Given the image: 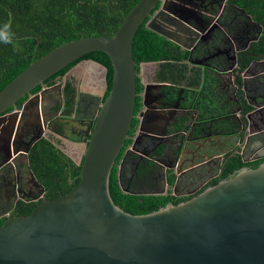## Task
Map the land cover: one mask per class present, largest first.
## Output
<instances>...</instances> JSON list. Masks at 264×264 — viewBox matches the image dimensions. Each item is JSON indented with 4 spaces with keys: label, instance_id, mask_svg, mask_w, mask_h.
<instances>
[{
    "label": "water",
    "instance_id": "obj_1",
    "mask_svg": "<svg viewBox=\"0 0 264 264\" xmlns=\"http://www.w3.org/2000/svg\"><path fill=\"white\" fill-rule=\"evenodd\" d=\"M205 2L139 0L123 15L122 23L111 37H82L66 42L33 60L0 91V137L4 139L5 133L6 150L9 152L12 148L11 157L24 158L29 177L28 187L18 189V197L25 203L39 202L29 215L10 218L0 224V264H264V163L254 169L242 168L234 176L219 181L187 201L167 204L148 214L124 212L113 203L109 193L111 170L128 139L134 118L137 79L142 65L148 63L136 68L132 53L135 33L145 23L147 29L183 50H201L204 47L199 43L201 37L215 30L211 23L212 15L198 6V3L203 5ZM235 8L253 21L243 9ZM260 35L261 31L255 39ZM212 43L223 47L224 36L216 32ZM95 51L104 53L111 63V87L104 100L76 88L73 117L82 127L77 142L81 140L84 144L80 160L76 162L69 151L54 144L81 166L76 177L78 183L66 195L48 200L44 187L28 166V152L38 140L48 138L47 129L63 135V132L51 130L49 126L59 118L64 85L58 81L52 86L44 87V84L62 69ZM218 56L224 59L223 68L203 64L201 60L195 64L212 69L223 82L226 78L234 89V95L248 90L247 81L253 77L251 66L264 63V54H247L244 57L254 60L244 67V60L238 65L235 56H229L227 50L220 49L209 58ZM83 61L102 68L106 93L108 70L94 60H81L66 74ZM193 63L190 58L189 64ZM256 76L260 82L264 81V72ZM164 85L146 84L144 91L159 90ZM38 86L41 90L33 94ZM263 86L255 88L261 101ZM54 91L61 107L57 114L48 118L46 98ZM25 97L27 100L20 110H13ZM146 99L145 94L141 95L144 112L138 118L131 150L136 151L144 138L165 139L176 117L171 110L159 116V109ZM261 107H264V102L257 104L255 109L258 111ZM31 109L35 114L27 124L24 122L25 114ZM81 112H92V115L79 117ZM254 112L246 116L247 138L264 135V127L252 128ZM20 121L24 126L35 127L37 133L23 149H14L10 146V138L14 126ZM67 121L72 120L69 118ZM155 125L159 126L158 131ZM188 139L180 147V155L188 147ZM70 140L75 142V139ZM162 144L169 147L165 142ZM11 157H7L6 162ZM120 172L119 183L123 191L136 195H163L132 192L123 186ZM69 182L73 180L69 178Z\"/></svg>",
    "mask_w": 264,
    "mask_h": 264
},
{
    "label": "trees",
    "instance_id": "obj_2",
    "mask_svg": "<svg viewBox=\"0 0 264 264\" xmlns=\"http://www.w3.org/2000/svg\"><path fill=\"white\" fill-rule=\"evenodd\" d=\"M138 1L0 0V24L10 20L14 41L18 45V47H14L11 44L0 43V91L33 60L40 59L66 42L82 37H111L122 23L123 15L127 14ZM227 1L228 4L245 10L255 22L263 26V33L258 42L253 43L248 52L257 55L264 54V0ZM132 53L137 69L145 62L160 63L156 72V79L158 82L168 84L163 90L169 92V96L171 95L172 98L179 99V92L184 91L185 97L198 99L197 108L201 111L202 116L207 114L217 115L223 109L225 111L226 105L223 106L224 95L219 90V79L216 73L212 69H208V73L205 74L201 70L203 68H189V60L193 52L183 50L174 42L147 29L145 23H143L134 35ZM86 59L98 62L108 70V89L103 96L102 100H104L111 87L112 67L108 57L102 52L95 51L85 55L50 77L45 85H54L77 62ZM253 59L252 57L246 58L244 67H247ZM224 64L223 59L211 62V65L218 68H223ZM180 86H183V89H179ZM142 88L139 79H137L134 118L128 133V139L116 159L109 178V193L113 203L131 215L148 214L165 207L168 203L177 205L189 199L188 197L178 199L160 195H136L123 191L120 186L118 177L120 161L124 156V150L130 147L132 137L138 126L136 116L141 109L139 93ZM186 89H190L192 92L186 93L188 91ZM40 90L41 86H38L32 93L35 94ZM75 96L74 86L66 82L62 89V117L67 118L73 114ZM25 100L26 97L17 103L18 108L22 106ZM207 101L213 103V106L209 109L211 113H207L209 112ZM250 110L251 107L245 106L241 112V126L232 119H225L217 121L214 124V130L221 135H239L238 140L242 143L248 125L246 115ZM240 153L239 145L225 153L219 176L213 180L212 186L221 180L229 179L242 168L254 169L264 163V156L253 161H245ZM133 157L132 155L131 158ZM28 166L37 181L44 187L45 196L48 200L66 195L78 183L76 177L79 175L81 168L56 148L50 137L41 138L33 144L28 152ZM152 168L153 165L146 162L142 164V167L140 166L138 174L144 175L150 172ZM69 178L73 180L72 183L69 182ZM173 180L172 177L170 184L173 183ZM38 204L39 202L19 203L14 217L29 215Z\"/></svg>",
    "mask_w": 264,
    "mask_h": 264
},
{
    "label": "flooded vegetation",
    "instance_id": "obj_3",
    "mask_svg": "<svg viewBox=\"0 0 264 264\" xmlns=\"http://www.w3.org/2000/svg\"><path fill=\"white\" fill-rule=\"evenodd\" d=\"M205 1L206 2L203 5L198 3V6L200 10H204L212 15L211 23L215 26V30L210 34H206L201 37L199 43L204 45V47L201 50L193 51L191 60L194 63L190 64L189 68H202L201 66L195 64L199 60H201L203 64L209 65L212 61L223 59L221 56L213 59L209 58L212 55H215L218 52V49L227 50L229 56H235L239 65L240 61L248 58V56L244 57L245 55L254 54L252 52H248V50L253 43L258 42L259 38L255 39V37L259 35L260 31L262 35L263 26L255 22L253 18L246 13L252 18L253 21H251L240 10L235 8L234 5L228 4L227 0ZM216 32H220L224 36L223 47L216 46L212 43L213 34ZM247 44L248 47L246 48ZM240 54L242 55L240 56ZM237 67L235 72L238 71ZM208 69L209 68L205 67L201 70L207 74ZM260 72H264V67L261 66L260 68H254L253 66L250 68V73H253V77L250 78L251 80L249 79L247 81V93L244 94V91H239L234 95V92L231 90H229V92L225 91L223 100V106L226 105L225 111L223 109L219 111L217 115L207 114L205 116H202L201 111L197 108L198 99L195 100L188 98L187 96L185 97L184 91L179 92V99H174L171 95L169 96V92L163 90L166 86H168V84L158 82L156 74L151 80L143 79V77L140 76L138 79L143 87L142 91L139 93L140 98L141 95L145 94L147 102H152L153 105L159 109V116H164L167 111L171 110L175 112L176 117L173 120L174 123L172 124V127L167 131V137L165 139L144 138L139 142L136 151L131 150L132 143L130 147L124 150L123 158H125L124 160L122 158L123 166L121 168V172L119 169L123 186L128 187L129 189L131 188V191L135 190L136 193H162L163 195L160 196L170 198L175 197L178 199L186 197L190 199L204 189L212 186L211 183L213 180L219 176L223 156L226 152L234 149V147H237L238 145V143L237 145L230 144V146L229 144L223 145L221 140H229L232 138L238 139L239 137V135L226 136L217 133L213 128L214 124L220 120L232 119L241 126L240 114L245 106L251 107L250 112L256 111V113L254 112L252 115V119L254 118L259 120V115L264 113V110H262L264 107H261L258 111L255 108L257 104L260 105L264 102V96L262 97L263 101H261L260 99L257 100L256 96H251V94L249 95V93H251L250 91H253L258 94L255 90L256 86L264 85V81L260 82L256 76L260 74ZM151 83H161L165 85L159 90L152 89L150 91H144L145 85ZM224 83L226 86H229L226 78ZM44 87H46L45 84ZM178 88L183 89V86ZM186 90H188L186 93H190L189 91L192 92L190 89ZM255 99L257 101H255ZM207 106L209 111L207 113H211L209 109L213 106V103L207 101ZM60 107L61 103L57 100L53 109L54 113L50 114L47 112L46 116L49 118L55 114V112L58 113ZM13 110H20V108L16 105ZM143 112L144 107L141 105V109L136 118L138 119L140 113ZM84 115H92V112H88L87 114L84 112L79 113V117ZM73 116L74 115L72 114L71 116L65 118L61 116L60 112V119H58L62 121L60 127H58V124L55 122L49 126L51 130L63 132L62 136L55 132H51L48 129L45 130V133L53 140V142L58 144L63 149L70 150L71 148L72 152L75 150V146L77 147L81 145L80 147L83 148L84 145L81 140L77 142V135L81 134L82 127L76 123L77 121ZM31 118L33 117L30 116L26 118L25 116L24 122L26 121L28 124V122H31ZM69 118L72 121L68 123L67 120ZM155 127L157 128H155V130L158 131L159 126L155 125ZM150 129L152 130L151 127ZM36 133L37 130L35 127L30 125L24 126L22 121L19 123L17 122L11 134L10 146L14 149H23L26 142H28V140ZM70 135L76 137V139L74 140V145L68 147L63 140H70V138H66V136L70 137ZM135 136L136 132L132 137V142L135 139ZM5 137V133H3V138L5 139ZM260 137L264 139V135ZM81 138L82 137L80 135V139ZM187 138H189V141H187L188 147L184 151V154L180 155L179 149L182 145H184V143H186ZM4 139L0 137V224L7 219L17 218L14 217L17 205L19 203H25L18 197L17 191L20 188L28 187L26 184L29 182L27 170L24 168L25 160L23 166L22 160L24 158L17 155L11 157L12 148L9 152L6 150ZM163 142L167 143L169 147L166 148L162 144ZM240 152L245 161H253L261 157L255 153H244V151L242 152L241 150ZM69 153H71V151H69ZM126 153L127 156H125ZM130 155H133L134 157L131 158ZM9 156L11 158L6 162V159ZM146 162L153 165L152 170L144 175H139L138 170L140 166L142 167V164ZM172 177L174 180L173 183L170 184V179ZM21 195L24 196L23 192H21Z\"/></svg>",
    "mask_w": 264,
    "mask_h": 264
},
{
    "label": "crops",
    "instance_id": "obj_4",
    "mask_svg": "<svg viewBox=\"0 0 264 264\" xmlns=\"http://www.w3.org/2000/svg\"><path fill=\"white\" fill-rule=\"evenodd\" d=\"M155 63H157V64H154L152 62H148V63L142 65L140 76H142L143 79H149V80L153 79V77L155 76V74L158 70V66L160 64L159 62H155ZM253 66H254V68H260L261 66L264 67V63H254L251 66V68ZM58 82H62L63 85H65L66 82L71 83L72 86H74V88H75L76 95H77V89L78 88L83 93L94 95L101 100L103 99V96L105 94L103 70L100 66L95 65L94 63L89 62V61H83V62L79 63L78 65H76L68 74H66L63 78L59 79ZM219 84H220L219 90H221L222 95H225V91L229 92V90H231L234 92L233 88H231L230 86H226L223 81L222 82L220 81V79H219ZM250 92L251 93H249V95L251 94V96H256V99L259 100V94L254 93L253 91H250ZM243 93L245 94V93H247V91H244ZM56 101H57V92L56 91L51 92L48 95V97L46 98V105L48 108V110H46V113L47 112L50 114L54 113L53 109L55 107ZM262 110H264V109H262ZM34 114H35V110L31 109L30 111L28 110L26 112L25 116L27 118L29 116H33ZM55 114H57V112H55ZM55 114H53V115H55ZM58 119H60V118L53 120V122L58 124V127H60V125L62 124V121H60ZM251 125H252V128L255 130H257L259 128H263L264 127V113L262 115H259V120L254 119V118L251 119ZM70 138L76 139V137L71 136V135H70ZM63 142L68 147H71L75 143V142H72V140H68V141L63 140ZM221 142L223 145L229 144V146H230V144L237 145V143H238V145L244 144V147L242 150H244V149H245V151L248 150L247 153L257 152V149H260V148L264 149V139H262V137H260V136L254 137V138H247V134H246L244 141L242 143L240 142V140L235 139V138H232L229 140L228 139L227 140L222 139ZM254 145L256 146V148L253 147ZM83 150H84V145H83L82 151ZM82 151L81 150H79L78 152H75V151L72 152L71 151V153H69V155L76 162H78L81 158ZM22 161H23V166H24V159ZM24 168H25V166H24Z\"/></svg>",
    "mask_w": 264,
    "mask_h": 264
},
{
    "label": "clouds",
    "instance_id": "obj_5",
    "mask_svg": "<svg viewBox=\"0 0 264 264\" xmlns=\"http://www.w3.org/2000/svg\"><path fill=\"white\" fill-rule=\"evenodd\" d=\"M12 25L10 20L5 21L3 24H0V43L6 45H13L14 47H18L16 42L14 41V33L12 32Z\"/></svg>",
    "mask_w": 264,
    "mask_h": 264
},
{
    "label": "rangeland",
    "instance_id": "obj_6",
    "mask_svg": "<svg viewBox=\"0 0 264 264\" xmlns=\"http://www.w3.org/2000/svg\"><path fill=\"white\" fill-rule=\"evenodd\" d=\"M243 147H244V144H242V145L240 144V145H239L240 150H241V151H244V153H247L248 150H246V151H245V149L242 150ZM253 147L256 148L255 145H254ZM74 148H75V150H74L75 152H78L79 150L82 151V149H83V148L80 147V146H77V147H74ZM258 150H259V151H258ZM66 151H72V150H71V148H70V150H69V149H68V150L66 149ZM82 152H83V151H82ZM251 153H253V154L255 153V154H257V155L264 156V149L260 148V149H257V152H251ZM246 158H247V157H246ZM249 158H251V157H249Z\"/></svg>",
    "mask_w": 264,
    "mask_h": 264
},
{
    "label": "bare ground",
    "instance_id": "obj_7",
    "mask_svg": "<svg viewBox=\"0 0 264 264\" xmlns=\"http://www.w3.org/2000/svg\"><path fill=\"white\" fill-rule=\"evenodd\" d=\"M55 158V157H54ZM50 173V172H49ZM57 186V185H56Z\"/></svg>",
    "mask_w": 264,
    "mask_h": 264
}]
</instances>
